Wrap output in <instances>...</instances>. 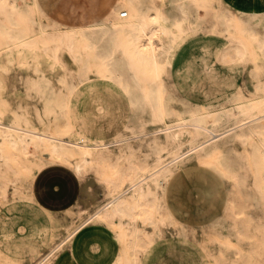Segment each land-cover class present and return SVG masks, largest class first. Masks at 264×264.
Listing matches in <instances>:
<instances>
[{
	"label": "bare ground",
	"instance_id": "obj_1",
	"mask_svg": "<svg viewBox=\"0 0 264 264\" xmlns=\"http://www.w3.org/2000/svg\"><path fill=\"white\" fill-rule=\"evenodd\" d=\"M205 15L228 33L231 43L224 58L231 50L253 62L257 56L264 61V36H258L264 10L233 11L220 0H83L66 3L62 13L53 16L47 0H0V47L9 62L14 55L37 51L57 61L62 52L66 67L74 73L59 79L65 91H54L46 79L39 81L46 97L44 115H38L43 127L26 114L6 116L0 110V201L37 203L33 181L42 168L53 164L68 167L78 177L95 165L109 190L106 202L77 224L64 226L55 218L59 223L50 233L45 256L32 263L31 258L17 257L0 246V264H48L50 258L44 261L45 257L94 221L117 231L114 236L122 247L115 264H138L139 251L147 248L155 257L185 263L194 257L191 250L176 241L151 249L154 236L137 221L152 227L170 221L164 201L167 188L180 175L179 165L192 157L206 166L202 174L212 183L200 186L199 193L214 191L213 182L231 180V186H223L225 213L211 225L224 228L218 233L223 264L248 262L251 253L242 246L248 244L252 250L264 237V71L253 68L248 74L258 98L217 111L185 100L182 109H173L172 95L160 75L170 62L176 38L202 27ZM96 77L116 86L129 107L123 130L109 139L87 136L71 117V95L77 84ZM237 144L250 149L241 153ZM22 176L24 191L17 184ZM63 211L68 214L72 207ZM63 230L66 234L55 243ZM180 234L186 236L183 230ZM256 264H264V256L257 257Z\"/></svg>",
	"mask_w": 264,
	"mask_h": 264
},
{
	"label": "rangeland",
	"instance_id": "obj_2",
	"mask_svg": "<svg viewBox=\"0 0 264 264\" xmlns=\"http://www.w3.org/2000/svg\"><path fill=\"white\" fill-rule=\"evenodd\" d=\"M220 1L233 11L237 9L258 12L264 10V0ZM210 18L211 15H205L206 20L202 27L176 38L170 62L166 63L161 71L160 75L165 82L166 90L172 95L170 106L175 110L183 108L182 100L195 107L217 111L221 108H230L240 100L258 98L257 94L252 92L248 74L253 68L264 71L262 57L257 56L253 62L247 57H241L228 50L229 55L224 58L223 52L225 53L229 48L231 41L228 33L222 30L219 24H211ZM43 21L50 23L49 19ZM48 28L50 29L51 26ZM258 36H264V27L261 25L258 26ZM44 54L41 51L26 52L21 56L14 55L13 60L9 62L6 51L0 47V68L8 69L7 72L0 73V86L5 90L0 92V110L6 116L14 112L26 114L38 127H43L38 115H44L46 99L41 93L45 86L39 85V81L42 78L46 79L54 91H65L59 79L69 78V75L74 74L71 68L66 67L62 52H59L60 57L57 61ZM74 93L71 95V114L82 133L91 138L109 139L123 130L129 107L125 96L116 86L101 77H96L89 82L77 84ZM5 103L8 105L7 109L2 106ZM101 108L104 109V116L101 115ZM249 149L248 145H236V150L241 153ZM50 166L66 170L70 175H74L66 166L53 164L47 167ZM179 167L181 173L178 177L190 176L194 172L198 174L195 181L198 189L202 185L211 183L202 174L206 166L198 163L196 158L185 160ZM59 174H62L61 171L52 172L47 175V180L56 178ZM78 178L81 188L87 184L89 192L82 197L80 190L79 198L71 206L72 211L68 214H65L63 210L51 213L38 203L27 200L0 201V246L15 253L17 257L31 258L34 263L38 260L36 259L38 256H43L50 249L47 245L50 239L49 232L59 223H55V218L61 219L64 226L75 225L106 202L109 190L106 182L98 175L95 165L86 167L84 174ZM175 179L171 181L172 186L168 185L164 198L171 211L170 221L166 220L156 227L148 226L142 219L137 221V224L145 228L149 235L154 236L155 242L151 249L176 241L186 250L189 249V252L191 250L192 253H190L197 258L198 264H223L222 244L218 239L220 236L218 233L224 228L212 226L211 223L214 218L225 213L226 189L224 187L231 186V180L225 178L213 182L215 192L212 190L211 193L204 195L198 192L194 201L186 202L183 198L173 195L172 187ZM251 180L252 176L249 177L250 182ZM17 184L21 190H26L23 176ZM35 207L42 210L49 218V228L37 219V216L42 213ZM181 230L186 232L185 237L180 234ZM82 231L85 236L83 257L86 262L89 258L91 261L93 259L88 254V250L95 249L99 252V256L95 258L99 264H115L113 261L116 257L118 258L122 247L121 241L114 236L117 231L101 221L92 222L80 232ZM63 232L64 230L61 231L55 243L66 234ZM72 243L67 242L58 248L50 257L48 264H81L82 257L80 258L78 253L72 255ZM231 250V247H228L226 251L229 253ZM242 250L251 253L246 258L248 261L246 264H256L257 257L264 256V237H259V243L255 244L252 250L248 244L243 245ZM149 251L148 248L139 251L138 264L146 263L148 256L151 255ZM234 256L237 260L238 256ZM110 257L113 258L111 263ZM232 257H228L229 260Z\"/></svg>",
	"mask_w": 264,
	"mask_h": 264
},
{
	"label": "crops",
	"instance_id": "obj_3",
	"mask_svg": "<svg viewBox=\"0 0 264 264\" xmlns=\"http://www.w3.org/2000/svg\"><path fill=\"white\" fill-rule=\"evenodd\" d=\"M73 1H83V0H47V2L49 3V10H51V14L53 16H59V14L62 13V8L64 7V5L66 3L69 4ZM71 107H72V105H71ZM71 117H72V114H71ZM72 120H73V117H72ZM73 122H74V120H73ZM60 171L62 174H59V176H57L55 179H59V180L64 181V183L66 184V189L63 192H60L58 195L53 196L44 189L43 185L47 181H49V180H47V178H48L47 175H49L52 172L58 173ZM74 175L76 176V182H75V184H72L70 182L71 175L66 170H62L60 168H56V167H52V166L44 168L43 170H41L37 174V176L35 177L33 184H32L33 194H34V197H35L37 203L40 206H42L43 208L53 210L55 212H56V210H64L68 207L73 206V204H75L77 202L79 195H80V190H81L79 178L75 173H74ZM35 208L38 209L42 213V215L37 216V219L44 226L49 228V225H50L49 218L46 216V214L42 210H40L37 207H35ZM53 211H49V212H53ZM86 227H84V228H86ZM84 228H82L81 230H83ZM81 230H79L73 236L72 241H71V243L73 242L71 250H72V255H74V253H78L80 258L82 257L81 261H84L85 264H87V262L91 261V259L89 258V260L86 262L85 258L83 257L84 252H85V245H84L83 239L85 236H84V231L80 232ZM50 233H51V231L49 232V236H50ZM74 238H75V240H74ZM116 260H117V257L114 259V261H113V258L110 257L109 262L111 263L113 261V263H116ZM167 260H169V261L167 262ZM81 261H80V263H81ZM172 262L173 261H171L170 258L161 257V256L155 257L154 253H153L150 256H148L145 264H173L174 262L173 263ZM186 263L187 264H189V263H191V264L196 263L197 264L198 263L197 258H195V257L189 258V260L185 261V263H183V264H186ZM97 264H99V263L97 262Z\"/></svg>",
	"mask_w": 264,
	"mask_h": 264
},
{
	"label": "snow or ice",
	"instance_id": "obj_4",
	"mask_svg": "<svg viewBox=\"0 0 264 264\" xmlns=\"http://www.w3.org/2000/svg\"><path fill=\"white\" fill-rule=\"evenodd\" d=\"M98 22H102V21H100V19L98 18ZM7 71H8L7 67L0 68V73H5ZM156 71L159 72L160 69H157ZM0 92H5L2 86H0ZM2 106L4 109H7L8 107L6 103L3 104ZM100 111H101V115L104 116L105 115L104 109L101 108ZM113 130L115 131L116 129L114 128ZM197 175L198 174L194 172L190 176H181L176 178L172 187L173 195L176 196L177 198H183L186 202L194 201L199 191L195 184ZM70 182L72 184H75L76 182L75 175H71ZM43 187L48 193L55 196L58 195L60 192L65 191L66 184L62 180L53 178L47 181L43 185ZM93 187H95V185H93ZM86 193H87V184L82 186L81 196L83 197ZM200 194L204 195V193H200ZM88 253L90 256L93 257V259L92 261L87 262V264H97L95 258L99 256V252L95 251V249H91L88 250ZM81 264H85V262L81 261Z\"/></svg>",
	"mask_w": 264,
	"mask_h": 264
},
{
	"label": "built area",
	"instance_id": "obj_5",
	"mask_svg": "<svg viewBox=\"0 0 264 264\" xmlns=\"http://www.w3.org/2000/svg\"><path fill=\"white\" fill-rule=\"evenodd\" d=\"M120 16H121V17H125V16H126V13H125V12H122ZM60 247H61V246L57 247V248L55 249V251H57V249L60 248ZM55 251H53L48 257H45V260H44V261H46L48 258H50V257L55 253ZM47 252H49V251H47ZM47 252H46L43 256H45V255L47 254ZM43 256H42V257H43Z\"/></svg>",
	"mask_w": 264,
	"mask_h": 264
}]
</instances>
